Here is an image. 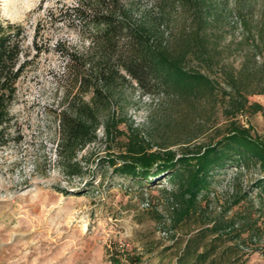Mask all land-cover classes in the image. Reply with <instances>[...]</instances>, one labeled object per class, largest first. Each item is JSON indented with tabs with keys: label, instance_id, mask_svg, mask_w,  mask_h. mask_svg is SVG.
Returning a JSON list of instances; mask_svg holds the SVG:
<instances>
[{
	"label": "rangeland",
	"instance_id": "374dc122",
	"mask_svg": "<svg viewBox=\"0 0 264 264\" xmlns=\"http://www.w3.org/2000/svg\"><path fill=\"white\" fill-rule=\"evenodd\" d=\"M206 1L221 20V56L213 65L192 56L187 65L217 83L215 95L193 106L184 102L175 106L166 95L153 98L136 86L121 85L117 102L112 104L115 116L122 119L120 135L105 138L99 129L97 141L79 153L84 175L69 179L61 170L57 114L72 98L80 96L88 102L91 94L73 85L69 58L56 45L60 43L77 56H88L95 27L73 12L85 6L83 0H0V19L24 25L27 50L37 33L40 49L36 55L30 49L32 62L17 83V96L10 107L7 143H0V264H112L115 254L122 264H128L126 257L130 256H140L139 264H176L186 240L211 227L221 214L235 220L241 235L235 241L224 235L219 242V252L229 246L237 250L224 264H264V200L254 185L260 176L257 167L250 165L238 177L234 167L215 173L204 212L172 229L174 203L167 180L145 188L131 178L113 174L106 165V159L117 157L131 134L130 125L154 149L169 146L179 150L183 146L193 150L215 143L230 121L249 128L254 136H264V117L250 107L258 104L264 109V46L246 39L235 12L239 5L250 4L256 19L261 0ZM128 3L138 5L137 19L142 12L147 14V21L164 33L165 41L190 28L192 11L187 6L122 0L124 6ZM60 10L69 11L70 17L61 20L54 15L50 19V14ZM228 73L241 77L246 85L241 92L246 97L245 108L239 112L231 108V94L236 97V93L229 89ZM60 190L83 193L66 195ZM241 193L247 196L233 205Z\"/></svg>",
	"mask_w": 264,
	"mask_h": 264
},
{
	"label": "trees",
	"instance_id": "16d2710c",
	"mask_svg": "<svg viewBox=\"0 0 264 264\" xmlns=\"http://www.w3.org/2000/svg\"><path fill=\"white\" fill-rule=\"evenodd\" d=\"M85 6L73 12L86 24L95 27L93 47L88 56L69 53L60 43L56 48L67 54L72 82L82 93L91 95L88 102L80 96L72 98L58 118V153L61 170L69 179L84 175V161L79 153L97 141V132L102 129L105 138L118 133L122 119L112 111L121 85L136 86L143 95L153 98L166 95L175 101V106L184 102L193 106L198 100L215 95L217 83L201 71L189 67L188 60L195 57L206 65H213L221 56L219 31L221 20L212 12L206 0H156V5L187 6L192 11L191 25L183 29L178 37L165 41L164 33L147 21V14L139 19L140 11L135 3L122 4V0H83ZM254 7L235 8L241 18L247 37L254 44L264 46V0H261L256 19ZM61 20L70 17L67 10L50 14ZM251 19H248V16ZM252 23L254 28H252ZM37 33L32 36L31 48L39 53ZM27 31L24 25L0 19V143L6 144V132L11 124L10 107L17 96V83L32 62L30 49H25ZM256 50L259 46L256 45ZM229 89L236 93L231 97V108L235 112L245 108L246 97L241 93L246 85L241 77L226 75ZM226 94V93H225ZM230 96V94L228 95ZM174 106V107H175ZM253 113L264 109L258 104L250 106ZM128 135L117 157H108L106 165L113 174L131 178L145 188L167 180L172 185L173 210L171 228L183 226L204 212L203 203L208 200L213 175L230 167L242 174L250 165L258 168L260 176L254 185L264 200V136H254L249 128L230 121L225 134L215 143L198 145L190 150H179L169 146L153 148L150 141L140 136V131L130 125ZM115 138V137H114ZM89 186V184H88ZM80 195L83 191L68 192ZM247 195L238 194L233 205L242 202ZM226 213V210L223 212ZM235 241L241 238L234 219L222 214L186 240L176 258V264H224L230 256L237 254L234 246L219 252L223 236ZM232 235V236H231ZM129 256V255H127ZM128 264H139L140 256L126 257ZM112 264H122L117 254L111 255Z\"/></svg>",
	"mask_w": 264,
	"mask_h": 264
}]
</instances>
